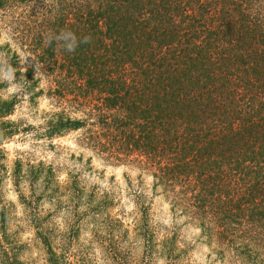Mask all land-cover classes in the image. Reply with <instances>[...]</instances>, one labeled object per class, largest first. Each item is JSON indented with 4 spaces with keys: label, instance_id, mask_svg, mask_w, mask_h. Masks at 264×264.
I'll return each mask as SVG.
<instances>
[{
    "label": "trees",
    "instance_id": "obj_1",
    "mask_svg": "<svg viewBox=\"0 0 264 264\" xmlns=\"http://www.w3.org/2000/svg\"><path fill=\"white\" fill-rule=\"evenodd\" d=\"M0 13L45 80L14 69L5 43L20 93L51 105L20 125L1 120L17 93L0 95V140L77 131L104 159L148 169L218 253L264 264V0H0ZM62 29L92 41L46 46Z\"/></svg>",
    "mask_w": 264,
    "mask_h": 264
},
{
    "label": "rangeland",
    "instance_id": "obj_2",
    "mask_svg": "<svg viewBox=\"0 0 264 264\" xmlns=\"http://www.w3.org/2000/svg\"><path fill=\"white\" fill-rule=\"evenodd\" d=\"M9 18L0 13V39L18 54L14 69L32 66L44 86L12 38ZM14 76L0 80L1 97L18 99L1 120L35 126L49 100L13 91L20 85ZM32 133L0 140V264H237L171 207L148 169L104 159L77 140V131L51 140Z\"/></svg>",
    "mask_w": 264,
    "mask_h": 264
},
{
    "label": "clouds",
    "instance_id": "obj_3",
    "mask_svg": "<svg viewBox=\"0 0 264 264\" xmlns=\"http://www.w3.org/2000/svg\"><path fill=\"white\" fill-rule=\"evenodd\" d=\"M91 35L77 36L71 29H62L59 32H51L46 37V46L55 43L59 50L68 53H74L81 44L91 43ZM6 43L0 39V80H15L14 69L11 65V55L7 50H2ZM22 90V85H17L13 91Z\"/></svg>",
    "mask_w": 264,
    "mask_h": 264
}]
</instances>
